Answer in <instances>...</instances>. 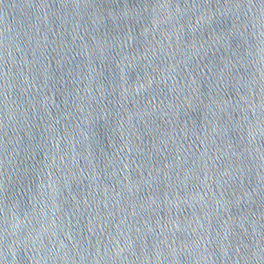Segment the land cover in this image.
I'll use <instances>...</instances> for the list:
<instances>
[{"label": "water", "instance_id": "95a60500", "mask_svg": "<svg viewBox=\"0 0 264 264\" xmlns=\"http://www.w3.org/2000/svg\"><path fill=\"white\" fill-rule=\"evenodd\" d=\"M0 264H264V0H0Z\"/></svg>", "mask_w": 264, "mask_h": 264}]
</instances>
